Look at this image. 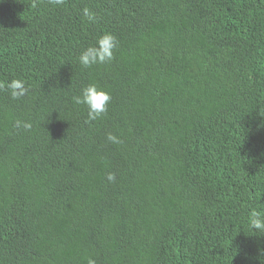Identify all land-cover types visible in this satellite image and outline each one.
<instances>
[{
	"label": "trees",
	"instance_id": "16d2710c",
	"mask_svg": "<svg viewBox=\"0 0 264 264\" xmlns=\"http://www.w3.org/2000/svg\"><path fill=\"white\" fill-rule=\"evenodd\" d=\"M105 32L114 59L82 67ZM12 79L30 90L0 89V264H264V0H0ZM92 83L111 102L89 121Z\"/></svg>",
	"mask_w": 264,
	"mask_h": 264
},
{
	"label": "clouds",
	"instance_id": "9594fccd",
	"mask_svg": "<svg viewBox=\"0 0 264 264\" xmlns=\"http://www.w3.org/2000/svg\"><path fill=\"white\" fill-rule=\"evenodd\" d=\"M49 3L62 6L65 0H49ZM83 14L90 22L95 20V14L88 8L83 9ZM118 43L115 35L110 32H105L97 38L94 45L82 51L78 58L79 64L84 68H90L97 64H104L112 61ZM0 89H7L14 100H19L26 96L30 90L22 79L0 82ZM73 102L76 105H84L87 109L88 120L93 121L107 113L108 105L111 102V95L104 89L98 87L95 83H92L82 88L80 94L73 97ZM14 127L31 130L32 124L31 122L17 120ZM107 140L113 144H119L121 142L119 138L112 133L107 135ZM115 179L116 176L114 173H109L107 175L108 181L114 182ZM248 222L251 229L261 233L260 236H264V213L255 209L250 210ZM87 264H96V262L94 259L88 258Z\"/></svg>",
	"mask_w": 264,
	"mask_h": 264
},
{
	"label": "bare ground",
	"instance_id": "6f19581e",
	"mask_svg": "<svg viewBox=\"0 0 264 264\" xmlns=\"http://www.w3.org/2000/svg\"><path fill=\"white\" fill-rule=\"evenodd\" d=\"M154 1V0H153ZM231 11V10H230ZM144 18V17H143ZM224 24V23H223ZM69 30V29H68ZM136 80V79H135ZM163 84V83H162ZM260 98V97H259ZM163 99V98H162ZM121 117V116H120ZM131 124V123H130ZM207 126V125H206ZM10 157V156H9ZM28 159V158H27ZM117 164V163H116ZM17 167V166H16ZM141 184V183H140ZM174 225V224H173ZM174 229V228H173ZM134 234V233H133ZM144 235V234H143ZM149 238V237H148ZM140 241V240H139ZM136 244V243H135Z\"/></svg>",
	"mask_w": 264,
	"mask_h": 264
}]
</instances>
